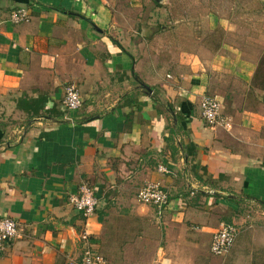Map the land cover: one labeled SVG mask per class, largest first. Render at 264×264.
Returning <instances> with one entry per match:
<instances>
[{
    "label": "crops",
    "instance_id": "1",
    "mask_svg": "<svg viewBox=\"0 0 264 264\" xmlns=\"http://www.w3.org/2000/svg\"><path fill=\"white\" fill-rule=\"evenodd\" d=\"M122 7L0 0V218L23 232L0 264H77L86 231L106 264L110 243L134 264H264V95L222 90L227 55L150 47ZM19 8L30 18L13 24ZM238 76L250 85L254 72ZM72 84L80 111L62 105ZM206 95L231 128L204 122ZM148 182L169 193L161 214L137 200ZM84 183L99 200L88 220L69 203ZM126 216L133 229L115 223ZM223 223L239 233L215 256Z\"/></svg>",
    "mask_w": 264,
    "mask_h": 264
},
{
    "label": "rangeland",
    "instance_id": "2",
    "mask_svg": "<svg viewBox=\"0 0 264 264\" xmlns=\"http://www.w3.org/2000/svg\"><path fill=\"white\" fill-rule=\"evenodd\" d=\"M112 1L125 6L122 11L126 10L134 20L135 31L139 28L140 32L155 35L148 44L150 47L166 48L173 57L189 51H202V48L210 53L227 55L231 58V67L221 73L222 90H235L240 96L245 92L251 98L250 104L256 102L257 95H264L263 90L254 86V77L250 85H245L238 76L244 71H253L255 76L259 67L264 77V0ZM129 217L120 218L115 223L133 229ZM126 238L122 236L121 240ZM105 250L108 259L112 260L109 264H134L117 260L118 246L113 243Z\"/></svg>",
    "mask_w": 264,
    "mask_h": 264
},
{
    "label": "built area",
    "instance_id": "3",
    "mask_svg": "<svg viewBox=\"0 0 264 264\" xmlns=\"http://www.w3.org/2000/svg\"><path fill=\"white\" fill-rule=\"evenodd\" d=\"M30 12L27 8L14 10L10 15L13 24L28 21ZM63 107L68 111H80L83 100L78 87L74 84L65 88L62 100ZM201 116L204 122L210 126H224L231 128V120L222 112L221 102L217 97L206 95L200 102ZM159 170L167 172V168L160 166ZM137 200L144 204H152L158 207V214L169 203V193L159 182H148L137 193ZM69 203L86 219L94 216L99 208V200L95 190L90 185L81 184L78 191L69 196ZM238 229L232 224H222L214 233L211 243V253L215 256L228 254L235 245ZM23 237L22 228L17 221L9 217L0 218V257L7 251L9 246ZM82 252L77 264H106L105 258L99 254L91 235L86 231L81 235Z\"/></svg>",
    "mask_w": 264,
    "mask_h": 264
},
{
    "label": "trees",
    "instance_id": "4",
    "mask_svg": "<svg viewBox=\"0 0 264 264\" xmlns=\"http://www.w3.org/2000/svg\"><path fill=\"white\" fill-rule=\"evenodd\" d=\"M261 63L263 64V60H262V62H260V66H261ZM261 80L263 82H260ZM253 82H254V86H258L260 88V90H263L264 91V77H263V73H262V71H260V68L259 67H258V70H257L255 76H254Z\"/></svg>",
    "mask_w": 264,
    "mask_h": 264
},
{
    "label": "water",
    "instance_id": "5",
    "mask_svg": "<svg viewBox=\"0 0 264 264\" xmlns=\"http://www.w3.org/2000/svg\"><path fill=\"white\" fill-rule=\"evenodd\" d=\"M146 87V89L149 91V92H151V89L149 88V87H147V86H145Z\"/></svg>",
    "mask_w": 264,
    "mask_h": 264
}]
</instances>
